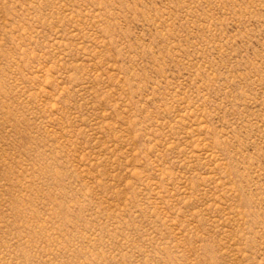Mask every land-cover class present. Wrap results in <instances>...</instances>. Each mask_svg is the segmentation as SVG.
<instances>
[{"label":"rangeland","instance_id":"obj_1","mask_svg":"<svg viewBox=\"0 0 264 264\" xmlns=\"http://www.w3.org/2000/svg\"><path fill=\"white\" fill-rule=\"evenodd\" d=\"M0 264H264V0H0Z\"/></svg>","mask_w":264,"mask_h":264}]
</instances>
